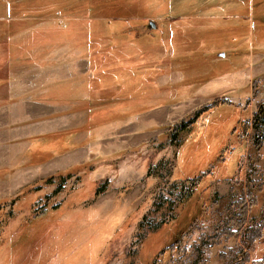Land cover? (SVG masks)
<instances>
[{
  "label": "rangeland",
  "instance_id": "374dc122",
  "mask_svg": "<svg viewBox=\"0 0 264 264\" xmlns=\"http://www.w3.org/2000/svg\"><path fill=\"white\" fill-rule=\"evenodd\" d=\"M256 1L261 21L264 0ZM227 3L231 10L240 7L237 16L224 12ZM247 4L224 1V9H216L215 0H0V69L5 63L46 65L62 52L85 55L87 104L111 108L102 121L120 120L104 133L112 139L89 148L85 161L18 168L28 166L25 158L12 164L16 169L0 170V264H230L241 246L238 237L222 233L237 224L220 203L229 200L238 214L243 191L235 184L230 193L228 177L245 176L253 196H244L251 203L248 218L264 208V126L253 144L250 135L253 114L264 108V71L246 86L237 73L229 75L228 84L237 88L226 96L240 95V107L225 97L198 103L224 82L205 83L239 62L243 67L248 50L264 48L256 43L264 21L240 17L249 12ZM211 12L224 16L216 14L210 24ZM170 27L183 28L178 45L161 43L164 34L159 39ZM216 99L218 106L174 139L178 123ZM131 112L135 119H122ZM78 130H58L56 138L67 142ZM59 147L47 154L66 145ZM215 157L186 197V178ZM57 173L65 177L61 183L56 176L51 181ZM256 246L259 255L264 244Z\"/></svg>",
  "mask_w": 264,
  "mask_h": 264
},
{
  "label": "crops",
  "instance_id": "0c3cea01",
  "mask_svg": "<svg viewBox=\"0 0 264 264\" xmlns=\"http://www.w3.org/2000/svg\"><path fill=\"white\" fill-rule=\"evenodd\" d=\"M224 1L234 2L235 0H215L216 5L219 4L215 8L224 9ZM261 1L257 0L256 3L258 4ZM227 4L229 5V10L227 8L224 9L226 14L232 12L235 17L241 11L240 7L231 10L232 6L229 3ZM246 6L249 12L244 9L245 11L240 17L248 19L252 15V18L255 17L256 20L260 21L262 18L260 12L254 15V0H249V6L248 4ZM224 12L221 14L211 12L213 15L208 17L209 23L211 24L212 20L220 17L217 15L224 16ZM247 13L249 14L246 15ZM227 18L229 19V17ZM183 20H180L179 23L183 24ZM261 21H264V17ZM181 30H183L182 27L181 29L170 27L169 29L160 30V41L163 34L165 37L161 43L174 41V44L178 45L176 35ZM256 43L261 45L259 47L264 46V32L258 36ZM259 49L255 53L248 50L247 62H245L243 67L240 68L238 64H241V62H239L237 65L229 67L230 69L235 68L231 70L232 72L222 73V75L213 77L209 82L205 83V85H208V83L213 85L224 82L223 87L218 92L210 93V96L207 95L209 98L202 99L198 106L202 102L209 101L210 98L225 97L232 105L240 107L244 101L240 95L238 97L235 95V98L226 96L230 91L237 88L228 84L231 79L229 75L234 72L237 73L238 75L236 76L243 77V84L246 86L253 77L263 73L264 48ZM58 55H62L58 57L61 59L55 61L58 58L54 57ZM64 55L66 53L63 52L57 55L53 54L50 59L48 58L46 65L27 67H13L11 65L12 67H9L5 63L1 67L0 170H5L8 167L16 169L13 168L12 164L21 163L25 158H27L28 162L26 165L28 166L18 168L29 169L37 165H48L53 167V169H58L60 168L57 167L58 165L80 163L88 159L90 155L88 152L89 148L102 147L104 143L109 142L106 140L112 139V137H104V133L112 132L115 122L120 121L119 118L102 121L101 117H103L105 112L110 111L111 108L103 109L102 104H97L92 108L87 104L86 56L77 57L69 54L68 57H65ZM220 56L224 57V53H221ZM245 75L249 76H247L246 80ZM226 83L228 86H226ZM146 113L148 111L140 113L143 115L142 119ZM122 119L133 120L135 119V114L133 112L128 113ZM76 127L79 130L73 136L65 139L68 143L64 140H57L58 130H71ZM93 129L94 134H92ZM104 129L106 130L105 132ZM89 130L92 131L88 132ZM40 136L42 137L41 139L39 138ZM60 144L66 145L64 151H57L53 155L47 154L49 149H59ZM40 147L46 149L42 151Z\"/></svg>",
  "mask_w": 264,
  "mask_h": 264
},
{
  "label": "trees",
  "instance_id": "16d2710c",
  "mask_svg": "<svg viewBox=\"0 0 264 264\" xmlns=\"http://www.w3.org/2000/svg\"><path fill=\"white\" fill-rule=\"evenodd\" d=\"M1 23V21H0ZM217 99L214 100L212 103H210L207 106H204L202 108L197 109L196 111L193 112V117L188 119L185 123H178L177 126L175 127L176 129H173L172 131V136H174L176 139V134L178 133V131L182 130V129H187V133H189L190 127L192 125H194V122H196L198 120L199 115H201V113L205 112V111H211L215 108V106H218L217 104ZM222 102H224V100H220ZM219 101V105L220 102ZM250 125H252V132H251V143H255L256 141H258V139L260 138L261 135V131H262V126H264V108L263 107H259L258 111L255 112L253 114L252 120L250 122ZM234 129V126L232 127V130ZM244 158V154H241L238 157V161L236 164V173H240L239 172V168L242 165V161ZM217 163V159L216 157L211 161V163L208 165L207 169L202 170L198 175L196 176H191V177H187L186 178V197H190L191 195H193V190L195 189V187L197 186V184L199 183L201 177L203 175H206L208 172L211 171V169L215 166V164ZM209 168V169H208ZM70 169H72L71 167H69L67 170L70 171ZM57 177V182L61 183L63 181V179L65 178L64 175L62 173H57L54 174L51 177V181H53V177ZM228 179L230 180V193H232L233 189H234V185L236 184L243 192H241V195L238 198V203H239V213L238 214H233V212L231 211V208L228 207V202L229 200H225L226 203L221 202L220 205V210L226 213H232V217L235 220V223L237 224V228L234 230L231 229H225L223 230V235L225 237H238L239 238V243L241 247H238L235 254V257L231 259L230 264H264V250H262L260 252L259 255L255 254V250H257V244L260 243L261 245L264 244V208L262 209V212L259 216L257 217H250L248 218V212L250 209V202L247 200H245V195L251 196L252 199V193L251 191H247L245 188V176H241V173L239 174L238 178L235 177V175L233 174L231 177H228ZM46 180H49V177L46 178ZM243 187V188H242ZM244 189V190H243ZM248 189V188H247ZM104 189L102 188V186H100L99 188L96 189V194H99L100 192H102ZM228 199V198H227ZM250 199V200H251ZM220 211V212H221ZM235 215V217H234ZM230 251V250H229ZM232 253L234 252L233 250H231ZM233 254V255H234ZM220 260L226 261L227 256L224 255L223 253H219L218 254ZM229 264V262L227 263Z\"/></svg>",
  "mask_w": 264,
  "mask_h": 264
},
{
  "label": "water",
  "instance_id": "95a60500",
  "mask_svg": "<svg viewBox=\"0 0 264 264\" xmlns=\"http://www.w3.org/2000/svg\"><path fill=\"white\" fill-rule=\"evenodd\" d=\"M152 24H154L153 22H151Z\"/></svg>",
  "mask_w": 264,
  "mask_h": 264
}]
</instances>
